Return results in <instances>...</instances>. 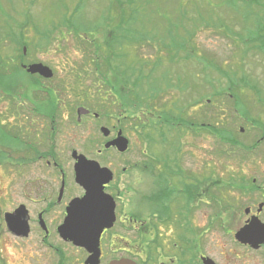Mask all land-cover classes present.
Segmentation results:
<instances>
[{"label": "rangeland", "instance_id": "obj_1", "mask_svg": "<svg viewBox=\"0 0 264 264\" xmlns=\"http://www.w3.org/2000/svg\"><path fill=\"white\" fill-rule=\"evenodd\" d=\"M238 4L244 7L234 8L218 0H0V39L4 38L1 50L3 55L14 57L25 47L26 62H41L53 71V77L43 84L45 87L53 92L56 91L52 87L62 88L60 100L77 102L79 109L89 105L102 118L96 125L91 120L90 124L87 121L76 126L77 113L61 108L55 135L61 156L69 146L88 154L100 149L98 140L104 138L99 126L105 123L110 129L114 120L107 115L117 117L122 113L127 117L122 119L121 128L128 148L120 156L110 154L98 160L109 161L119 169L138 160H159L175 151L178 160L205 161L208 167H220L216 176H223L222 190L230 195L231 177L264 176V140H257L263 128L261 124L264 125V104L259 103L264 97V55L260 53L264 45L253 48L238 38L242 32L247 39L248 30L254 31L264 24V0L252 2L248 7ZM210 7L213 8L208 10ZM245 9L250 21L242 20ZM198 14L203 15L200 22L195 21ZM254 16L261 17L256 25ZM122 20L131 23L124 25L130 31L127 37L141 40L143 35H148L159 41L135 43L140 41L136 40L131 45L128 42L123 46L127 53L122 59L124 63L113 58L107 66L106 32L115 31ZM21 24L25 29L19 32ZM170 28L171 36H167ZM43 31L50 32V39L45 46L38 47ZM7 32L24 45L5 38ZM167 38L171 40L166 41ZM160 40L170 50L164 49ZM97 46L101 51H95ZM114 47L117 48V43ZM252 49L258 54L247 52ZM152 68L154 71L147 77ZM20 69V76L26 80L28 74ZM113 70H125V78L121 79L124 75L120 72L114 75ZM100 81H110L115 86L111 93L114 95L116 90L117 100L111 94L104 100ZM33 82L27 78L24 83L7 84L11 90L17 87L19 91L20 87L27 90L31 84L39 90V84ZM21 97L16 95V102H22L27 113L30 112L31 102ZM171 107L173 116L186 123L182 121L185 127L177 134L175 130L166 132L162 126L165 141L157 130V121L162 116L169 117L162 112ZM137 116L142 122H138L142 127L139 130L134 126ZM33 117L32 125H27L29 137L48 140V134H41L51 130L49 121ZM22 123L23 120L18 124ZM142 150L147 156L141 154ZM211 170L208 169L209 177L213 176ZM38 176L51 179L34 165L0 167V264H49L48 252L41 247L38 232L33 231L30 237L22 239L9 233L2 222V215L27 209V183Z\"/></svg>", "mask_w": 264, "mask_h": 264}, {"label": "flooded vegetation", "instance_id": "obj_2", "mask_svg": "<svg viewBox=\"0 0 264 264\" xmlns=\"http://www.w3.org/2000/svg\"><path fill=\"white\" fill-rule=\"evenodd\" d=\"M260 18L254 19L255 25ZM250 32L257 36L255 42L249 43L253 48L264 45V24L258 33L257 28ZM249 51L258 54L256 49ZM260 53L264 55V48ZM31 63L35 62L27 60L22 64ZM12 68L0 66L5 70ZM30 76L41 78L37 74ZM37 83L41 88L33 94L41 99H46L50 93L54 95L52 113L36 112L30 106L27 113L25 105L16 102V93L29 97L30 101L32 92H21L18 88L5 90L0 85V167L3 164L10 167L34 165L51 177L47 180L38 176L30 180L25 196L27 209L10 212L13 215L10 220L26 225L27 236L11 230L2 215L9 233L23 239L30 237L33 231L38 232L40 245L48 252L49 264H264V176L231 177L228 183L233 192L226 195L222 190L223 176H216L220 167H208L205 161L175 160L170 158L172 154H167L168 160L163 159L165 156L159 160L153 158V161L138 160L118 169L98 157L123 154L112 144L105 148L119 132L122 136L121 121L127 118L122 113L117 117L107 115L114 120L110 129L105 123L99 126L100 133L102 128L108 131L106 136L102 133L104 140H98L100 149L88 154L69 146L61 156L55 139L61 108L67 107L70 113H77L76 126L85 125L87 121L90 124L91 120L96 125L97 120H103L89 105L79 109L77 102L60 100L62 88L52 87L57 92L55 97L56 92L43 85L47 80L40 79ZM99 85L104 100L110 98L115 86L110 81H100ZM112 97L117 100L115 90ZM259 103L264 104V97ZM33 116L49 121L51 130L41 134H48V140L29 137L27 130L33 123ZM138 122L141 119L137 116L134 126L139 130L142 127ZM261 126L258 141L264 140V125ZM17 137L20 148L14 145ZM152 147L157 149L155 145ZM254 148L252 146L251 150ZM141 154L146 155L144 150ZM79 155L86 159L85 164H97L111 174L110 178L105 177L92 187L102 192L95 202L100 213L94 218L87 217L89 212L84 208L74 210L70 216L67 212L70 203L86 193L75 181ZM208 169H212V177L208 176ZM61 230H77L78 233L74 240V237L70 239L61 234Z\"/></svg>", "mask_w": 264, "mask_h": 264}, {"label": "trees", "instance_id": "obj_3", "mask_svg": "<svg viewBox=\"0 0 264 264\" xmlns=\"http://www.w3.org/2000/svg\"><path fill=\"white\" fill-rule=\"evenodd\" d=\"M218 1L219 2H222V3L224 2V3L228 4V5L233 6L234 8H239V9H240V7H242V8L244 7L242 4H238L239 2H241L243 4H246L245 5L246 7H248L247 5H250L252 2L257 3V0H218ZM211 8H213V7H210L208 10H210ZM182 13L184 15H186V13L184 11ZM122 15H123V17L126 16L125 11H123V14ZM132 15H134V11H133ZM132 15H130L129 17L134 18ZM202 17H203L202 14H198L197 15V19L198 20H195V21L200 22L201 19H202ZM242 17H243L242 20L250 21L249 12L246 9L243 11ZM185 18H186V16H185ZM125 23L126 24H131L129 22V20H128V22H125V20H122V21H120V23L117 24L115 31L112 29L111 31H107L106 32L107 33L106 34L107 37L105 38L104 46L106 48L105 55L107 56V58H106L107 59V62H106V65L107 66H110V64H111L110 63V59H113V58L120 59V63L121 64L124 63L122 61V59L124 57L126 58L127 53H126V51L123 50V46L128 45V42H129V45H131V44L140 43V42H143V41H145L146 43H150V42H153V41H159V39H156L155 40L154 39L155 38L154 36L149 37L148 35H143V37H141V40H140V38L137 39L135 37H130V36L127 37V34L126 33L127 32H130V31H127L124 28ZM70 24L71 23H69L68 25L71 26ZM108 25H110V24H108ZM243 25H245V24H243ZM262 28H263V25H261L259 28H257V33ZM18 29H19V32H20V30L21 31L24 30L25 29L24 24H21ZM94 29H96V28H94ZM43 32H45V33H42L41 34L40 44H38V47L40 45H44L45 46L46 43L50 39V32L49 31H43ZM136 32H139V31L138 30H133V33H136ZM171 32H172V29L170 28L169 31H168V33H167V36H171ZM247 33H248V35L246 36L247 39H244L245 38L244 37V34L241 32L242 35H239L238 36L239 40H244V41L246 40L247 43L255 42L256 41L255 39H257V36L254 37V34L251 33L250 30H248ZM132 36H135V35H132ZM4 37L5 38H10L12 41H14V42H16L18 44L24 45V43L20 39H18V38H11L12 36H11V33L10 32L5 33ZM3 40H4V38L3 39H0V66H3V67L11 66L13 68L12 69H7V70L0 69V85H1V87H4V89L7 90L8 89V86L10 85V84H7V83H11V82L16 83L18 81H21V82L24 83V82H26L27 78L30 81H34L33 84L37 83L38 80H40L41 78L27 75V78L25 77L26 80H24V78L20 76L21 73H22V70L20 69L21 68L20 67V64L21 63H27L25 61L26 58H25V56H23L22 53L21 54H16V56H14V57L9 56V55H3L2 54L1 47L3 45ZM136 40H140V41L135 42ZM170 40H171L170 38H167L166 39V41H170ZM161 42H162V46H163L164 49L170 50V46L167 43H165L164 40H162ZM116 43H117V48L115 49L114 45ZM246 49L244 51H246ZM96 50L101 51L99 46H97V48H95V51ZM18 52H19V50H18ZM111 56H112V58H111ZM126 67H127V65H126ZM126 67H125V70H126ZM154 68H152L149 71L148 75H146L147 77H149L152 74V72L154 71ZM125 70H122V71L121 70H113V72H114V75L117 72H120L121 75H124L123 77H121V79H122V78H125V73H124ZM132 71H134V70H132ZM142 78H144V77L142 76ZM10 79H11V81H9ZM118 80H120V78H118ZM115 84H116V82H115ZM4 85H7V87L4 86ZM39 86L37 85L36 87H39ZM20 89L21 90L22 89L25 90L26 87H20ZM27 90H29V91L32 92V96H31L30 101H31L32 106H33V108L35 109L36 112H47V113H50L51 112L52 113V109H53V107L55 105V101H56L53 95H50L49 94L48 96H46L47 98L46 99H43V101H42L40 96L33 94L34 91H36L34 85L31 84V88L27 87ZM16 95L19 96L17 93H16ZM23 98H25V99L27 98V101H29L28 100L29 97H27V96L26 97H23L22 96L21 99H23ZM33 100L35 102H33ZM38 100H41V101H38ZM173 111H174V109L172 107L170 109L164 110L162 113L168 114L170 118L169 117L162 116V118L160 119V121H157V123H158L157 130L160 131L161 136L163 137V139L165 141H166V137H165V133L162 130V126H165V128L167 129L166 132H170L172 130H175V132H174L175 134L179 133V131H181V128L182 127H185L183 125V122H184L183 120H181L180 118H177L176 116H173V114H174ZM184 123H186V122H184ZM191 126L193 127L194 124H191ZM197 129H201V128L198 126ZM176 136L178 137V135H176ZM6 139L7 138H3V140H6ZM19 143H20V141L18 140V137L15 138L14 145H15L16 148H18V147L20 148V144ZM170 143L171 142L169 140V145H170ZM5 144H7V143H5ZM171 154L173 156V158H171V159H175L176 160L177 158H175V154H176L175 151H171ZM160 159H162V158H160ZM163 159L168 160L170 158L168 156H165Z\"/></svg>", "mask_w": 264, "mask_h": 264}, {"label": "water", "instance_id": "obj_4", "mask_svg": "<svg viewBox=\"0 0 264 264\" xmlns=\"http://www.w3.org/2000/svg\"><path fill=\"white\" fill-rule=\"evenodd\" d=\"M22 53L23 54L26 53L25 47L22 49ZM23 68L25 69L27 73L32 74V75L38 74L44 79H49L53 75L52 70L49 67L43 65L42 63H32V64H29L28 66L23 65ZM101 132L105 136L108 134V131L105 128H102ZM111 144L112 146H115L116 149L120 153H123L127 149L128 141L127 139L122 137L121 133L119 132L117 138L114 139V141H112L111 143L106 144V146H109ZM85 162L87 161L82 155H79L77 157V163L75 165V181L76 183H78L79 185L85 188L86 193L84 197H82L81 199L73 200L70 203L67 209L68 210L67 212H68V215L70 216V215H73L74 210L84 208V209H88L89 214L87 217L94 218V217H97L100 213L99 211L100 207L97 206L95 202L100 196H102V192L95 191L92 187L99 185V183H101L103 178L105 177L110 178L111 174L108 170L99 168L97 164L93 163V165H87L85 164ZM12 217H13L12 214L5 215V221L7 222L9 228L15 231L16 233L21 234L22 236H27L26 225L25 224L22 225L18 222L15 223V221L10 220ZM65 223L69 224L68 222H65ZM10 224L11 225L15 224V225L11 226ZM15 227H17L18 231L15 230ZM60 233L68 236L70 239L74 237V240H75V235L78 233V231L71 230L70 232H67V231L61 230Z\"/></svg>", "mask_w": 264, "mask_h": 264}]
</instances>
